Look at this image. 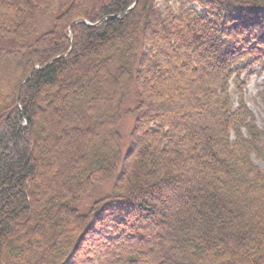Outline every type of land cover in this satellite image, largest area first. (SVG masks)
Listing matches in <instances>:
<instances>
[{
  "label": "trees",
  "instance_id": "trees-1",
  "mask_svg": "<svg viewBox=\"0 0 264 264\" xmlns=\"http://www.w3.org/2000/svg\"><path fill=\"white\" fill-rule=\"evenodd\" d=\"M169 2L70 0L31 39L55 0H0V264H264L243 93L264 73V0ZM154 71L170 103L151 101Z\"/></svg>",
  "mask_w": 264,
  "mask_h": 264
},
{
  "label": "rangeland",
  "instance_id": "rangeland-1",
  "mask_svg": "<svg viewBox=\"0 0 264 264\" xmlns=\"http://www.w3.org/2000/svg\"><path fill=\"white\" fill-rule=\"evenodd\" d=\"M169 4L172 3L173 0H169ZM70 3V0H55V3L52 6V12L47 13L45 10H40L37 14V28L35 34L32 36L31 39L36 37L37 35L47 31L48 29L51 28L52 26V21L54 18L62 11L64 10L68 4ZM60 10V11H59ZM53 18V19H51ZM5 68L8 70V72H13L15 71V67L13 64L12 60H9L5 58ZM189 67H183V69H188ZM5 69V70H6ZM4 71H2L3 73ZM155 73V71H154ZM7 74V73H6ZM9 74V73H8ZM162 76L158 75L155 73L153 75V80L149 84V90L151 95V101H157L160 100L162 102L170 103L172 100L168 96H165L166 94L164 93H157L158 88L162 86L164 83ZM179 93H184V88L181 87L179 89ZM231 91L234 93L235 89L233 86H231ZM108 93V88H105L103 90V96L107 95ZM244 101L251 111L254 119L255 125L260 129V131L263 133L261 136V144L264 145V73L259 72L257 68H255V72L251 74L250 78L247 80L244 89ZM134 100L135 96L134 93H131L129 98L126 100L125 104L123 105L124 113L119 125V130L122 134V143H121V149H120V154L121 156L125 153L126 149L128 148V142H129V131L132 126L133 122V117L128 113V109L133 108L134 106ZM109 102L106 103L103 107H106L105 109H102V113L104 111H108L107 107L109 106ZM58 127L61 126V121L57 122ZM182 124V123H181ZM63 125V124H62ZM58 127H55L54 129H57ZM63 127V126H62ZM192 130L189 129L188 132H191ZM65 132V130H62V133ZM71 140H76V138H67L65 137L63 140V143L70 142ZM75 142V141H74ZM62 143V144H63ZM65 151V149H64ZM70 157V152L69 154L65 152L64 154L60 153L59 158H65L68 159ZM252 161L261 169L264 170V160L262 157H259L256 155V153H252L251 155ZM42 170V168H41ZM49 183H53V178H49ZM112 183L113 179L103 183L102 185H96L92 190L82 199V201L79 203L77 206L80 212H85L87 210V207L90 205L91 202L94 200L101 198L103 196H106L109 194L111 188H112ZM172 194V193H170ZM161 197L167 198V195H162L160 194ZM171 197V195H170Z\"/></svg>",
  "mask_w": 264,
  "mask_h": 264
},
{
  "label": "water",
  "instance_id": "water-1",
  "mask_svg": "<svg viewBox=\"0 0 264 264\" xmlns=\"http://www.w3.org/2000/svg\"><path fill=\"white\" fill-rule=\"evenodd\" d=\"M133 5H134V4H133ZM133 5H131V7H132ZM131 7H130V8H131Z\"/></svg>",
  "mask_w": 264,
  "mask_h": 264
}]
</instances>
